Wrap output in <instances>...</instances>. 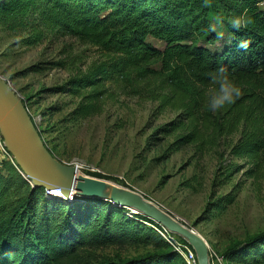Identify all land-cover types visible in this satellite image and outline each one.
I'll list each match as a JSON object with an SVG mask.
<instances>
[{
  "label": "trees",
  "instance_id": "1",
  "mask_svg": "<svg viewBox=\"0 0 264 264\" xmlns=\"http://www.w3.org/2000/svg\"><path fill=\"white\" fill-rule=\"evenodd\" d=\"M217 13L244 14L252 23L236 31L226 21L219 39L210 31ZM0 26L25 32L24 46L70 37L99 51L85 68L75 56L33 66V71L48 65L75 67L63 84L46 90L77 101L55 103L44 115L74 105L64 120L75 123L103 113L122 90L157 102V114H176L150 139L156 144L160 135L164 141L173 137L164 158L186 147L198 156L222 148L212 185L216 200L207 204L214 217L235 198L217 196V185L248 166L249 177L264 174V0H215L211 7L201 0H0ZM241 40L249 42L247 49L238 47ZM220 67L241 86L243 95L214 113L207 109L214 85L206 73ZM0 149V264H188L150 225L160 226L153 219L142 213L128 215V208L103 198L57 197L26 178L3 138ZM2 153L10 159L3 160ZM107 246L153 249L122 259L97 252ZM222 257L230 264H263L264 231L227 246Z\"/></svg>",
  "mask_w": 264,
  "mask_h": 264
},
{
  "label": "rangeland",
  "instance_id": "2",
  "mask_svg": "<svg viewBox=\"0 0 264 264\" xmlns=\"http://www.w3.org/2000/svg\"><path fill=\"white\" fill-rule=\"evenodd\" d=\"M24 36L26 33L23 31L8 32L0 26V75L11 83L27 104L47 147L56 158L77 166L79 175L101 179L141 194L195 229L209 244L212 264H230L222 257V251L227 246L236 241L244 242L264 231V174L249 177L246 170L251 166H248L233 175L226 184L217 185V196L235 198L214 217L207 204L216 200V197H211L212 185L222 160V148L198 156L191 147H186L164 158L173 137L164 141L165 136L160 135L156 144L150 139L159 126L172 120L176 114L171 110L157 114V102L119 90L117 98L107 102L103 113L75 123L64 120L74 105L54 115H44L55 103L77 101V98L53 95L46 90L63 84L75 67L68 69L48 65L44 70L33 71V66L75 56L81 59L78 65L85 68L98 58L99 51L70 37L49 38L38 45L24 46L21 43ZM148 40L163 47L157 39L149 37ZM228 155L225 154V164L231 162ZM1 157L3 160L10 159L4 153ZM232 161L245 163L239 158H232ZM3 174L9 175V171L3 169ZM52 194L60 196L55 191ZM131 213L133 211L129 209L127 214ZM177 236L185 244L188 243ZM152 249L107 246L97 252L103 257L126 259Z\"/></svg>",
  "mask_w": 264,
  "mask_h": 264
},
{
  "label": "water",
  "instance_id": "3",
  "mask_svg": "<svg viewBox=\"0 0 264 264\" xmlns=\"http://www.w3.org/2000/svg\"><path fill=\"white\" fill-rule=\"evenodd\" d=\"M0 136L23 173L36 187L58 192L71 200L75 195L113 201L142 213L184 238L195 250L198 264H212L205 238L141 194L101 179L78 174V167L60 161L45 144L24 100L0 75Z\"/></svg>",
  "mask_w": 264,
  "mask_h": 264
},
{
  "label": "clouds",
  "instance_id": "4",
  "mask_svg": "<svg viewBox=\"0 0 264 264\" xmlns=\"http://www.w3.org/2000/svg\"><path fill=\"white\" fill-rule=\"evenodd\" d=\"M201 2L205 7H211L215 0H201ZM226 21L236 31L246 28L252 23V19L244 14L232 17H225L222 13L214 14L211 19L210 31L215 32L219 39H223L224 37V25ZM248 44L247 40H241L238 43V47L247 49ZM206 76L214 85L207 100L208 110L214 113L219 112L226 106L233 105L243 95L241 86L230 78L225 67L209 71L206 73Z\"/></svg>",
  "mask_w": 264,
  "mask_h": 264
},
{
  "label": "built area",
  "instance_id": "5",
  "mask_svg": "<svg viewBox=\"0 0 264 264\" xmlns=\"http://www.w3.org/2000/svg\"><path fill=\"white\" fill-rule=\"evenodd\" d=\"M2 151L6 153L5 148L2 146ZM95 171V169H93ZM155 230L165 239V241L170 244L179 254H181L188 264H198V259L193 247L187 243L185 244L177 234L170 231L164 225L155 226Z\"/></svg>",
  "mask_w": 264,
  "mask_h": 264
},
{
  "label": "bare ground",
  "instance_id": "6",
  "mask_svg": "<svg viewBox=\"0 0 264 264\" xmlns=\"http://www.w3.org/2000/svg\"><path fill=\"white\" fill-rule=\"evenodd\" d=\"M58 196H59V194H58ZM60 197H63L62 195H60Z\"/></svg>",
  "mask_w": 264,
  "mask_h": 264
}]
</instances>
